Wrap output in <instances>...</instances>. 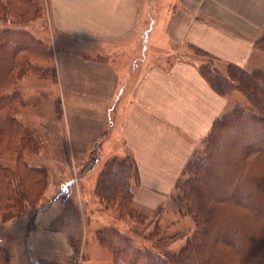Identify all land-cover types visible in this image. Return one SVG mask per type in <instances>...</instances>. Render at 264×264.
<instances>
[{
	"label": "crops",
	"instance_id": "crops-1",
	"mask_svg": "<svg viewBox=\"0 0 264 264\" xmlns=\"http://www.w3.org/2000/svg\"><path fill=\"white\" fill-rule=\"evenodd\" d=\"M46 1L78 148L134 158L135 204L180 209L185 164L236 105L204 76L197 50L264 68L254 46L264 0Z\"/></svg>",
	"mask_w": 264,
	"mask_h": 264
},
{
	"label": "trees",
	"instance_id": "trees-1",
	"mask_svg": "<svg viewBox=\"0 0 264 264\" xmlns=\"http://www.w3.org/2000/svg\"><path fill=\"white\" fill-rule=\"evenodd\" d=\"M33 7L38 11H33ZM40 8L37 0H0V19L11 15L25 23L32 21L35 13L41 16ZM254 46L264 52V30ZM52 57L48 42L36 38L31 31L23 27L0 29L1 211L13 205L15 197L20 204L29 192L36 191L32 184L27 187L23 182L22 167L33 177L31 182H45L44 170L32 169L24 159V152L36 150L40 140L31 127L17 119L15 114L22 104V95L19 91H11V87L24 75L44 72L43 63ZM201 71L223 95L233 87L239 88L249 105L243 107L236 102L232 110L214 120L203 139L204 147L192 154L176 181L179 198L187 204V211L195 220V229L178 250L172 251L167 247L185 232L160 234L159 229L166 228L155 224L156 232L151 238L157 249H152L137 246L132 237L118 227L100 229L98 238L111 252L112 264H248L247 260L253 257L248 249L254 243L251 236L255 234L250 233L252 229L248 228L250 222L247 220L254 214L247 211L257 202L264 204V68L246 70L228 63L223 72L213 69L207 73L205 67ZM4 157L18 158L15 174L1 162ZM223 171L231 172L234 182V185L230 183L225 195L223 187L227 189L228 183L221 178ZM185 175H188L186 179ZM138 177L134 158L111 159L98 175L96 191L109 204L116 201L119 209L134 215L129 207L136 205L130 186L132 179L138 180ZM225 206L238 216L234 218L236 223L230 220L228 225L227 219H220L225 215ZM138 214L137 221L145 220L144 214ZM263 227L261 224L252 232L258 233ZM8 259V248L0 245V264H8Z\"/></svg>",
	"mask_w": 264,
	"mask_h": 264
},
{
	"label": "rangeland",
	"instance_id": "rangeland-1",
	"mask_svg": "<svg viewBox=\"0 0 264 264\" xmlns=\"http://www.w3.org/2000/svg\"><path fill=\"white\" fill-rule=\"evenodd\" d=\"M37 2L42 14L37 17L35 13L32 21L21 23L11 15L0 19V29L23 27L36 38L48 42L53 54L48 62L43 63L44 72L24 75L11 87V91H19L22 95V104L15 114L17 119L31 127L40 140L36 150L24 152V159L32 169L44 170L45 182H31L33 177L22 167L23 182L27 187L32 184L36 191L29 192L27 199L20 204L15 197L13 205L0 210V245L8 248V264H112L111 252L98 238V231L110 226L130 235L137 246L152 249H157L151 238L156 232L155 224L166 228L159 229L160 234L185 232L167 247L171 251L178 250L195 229V220L188 213L184 200L181 199L180 209L167 212L160 208L151 210L138 204L131 205L129 207L134 214L131 215L130 211L119 209L116 201L109 204L97 193L98 175L112 158L103 156L95 150L96 147L89 152L78 148L72 133L76 124L70 121V93L66 78L60 74L61 57L53 43V33L47 20V1ZM33 11L37 12L38 8L33 7ZM197 52L200 67H205L207 73L213 69L223 72L228 67V62L200 49ZM224 95L230 102L243 107L249 105L239 88L233 87ZM203 147L204 142L197 151ZM17 161L16 157L1 158V162L14 174ZM184 177L186 179L188 175ZM221 178L228 183L227 189L223 187L225 195L229 192L230 183L234 185V182L231 172L223 171ZM39 188L43 190L41 193L37 191ZM227 207H224L225 215L220 219H227L228 225L230 220L236 223L234 218L238 216ZM138 213L144 214L145 220L137 221L135 216H140ZM247 213L254 214L248 216V228L254 230L264 225V204L257 202ZM252 230L249 231L255 234L251 236L254 243L248 251L253 257L247 262L264 264V227L258 233Z\"/></svg>",
	"mask_w": 264,
	"mask_h": 264
}]
</instances>
